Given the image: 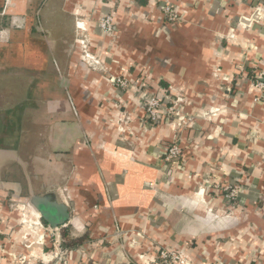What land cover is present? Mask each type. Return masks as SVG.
<instances>
[{
	"label": "crops",
	"instance_id": "crops-1",
	"mask_svg": "<svg viewBox=\"0 0 264 264\" xmlns=\"http://www.w3.org/2000/svg\"><path fill=\"white\" fill-rule=\"evenodd\" d=\"M261 78L264 0H0V264H264ZM47 194L82 244L42 226Z\"/></svg>",
	"mask_w": 264,
	"mask_h": 264
},
{
	"label": "built area",
	"instance_id": "built-area-1",
	"mask_svg": "<svg viewBox=\"0 0 264 264\" xmlns=\"http://www.w3.org/2000/svg\"><path fill=\"white\" fill-rule=\"evenodd\" d=\"M164 14L172 22L177 20L176 14L173 8L168 5L164 8ZM100 25L107 35L114 34V17L112 14L103 16L100 20ZM257 85L264 89V78H261L260 81H257ZM181 107L173 102V105L169 106L165 101L158 97H150L146 99V116L148 123L151 125H159L170 122L172 119L177 117L178 120H181ZM182 143L179 139L171 141L164 149V160L170 164H178L182 156ZM229 190L228 197L230 199H235L239 192L238 187H227ZM40 215V214H39ZM41 217V215H40ZM41 223V222H40ZM56 231H58L56 229ZM54 236L59 237L58 232H53ZM57 233V234H56ZM56 259H60V255H55ZM160 261H157L156 264H190V259L182 252L173 251L172 249H164L160 252L159 255ZM219 264V263H211Z\"/></svg>",
	"mask_w": 264,
	"mask_h": 264
},
{
	"label": "water",
	"instance_id": "water-1",
	"mask_svg": "<svg viewBox=\"0 0 264 264\" xmlns=\"http://www.w3.org/2000/svg\"><path fill=\"white\" fill-rule=\"evenodd\" d=\"M31 204L38 210L41 218L52 228H61L70 219V211L65 203L59 202L52 194L36 195Z\"/></svg>",
	"mask_w": 264,
	"mask_h": 264
},
{
	"label": "trees",
	"instance_id": "trees-1",
	"mask_svg": "<svg viewBox=\"0 0 264 264\" xmlns=\"http://www.w3.org/2000/svg\"><path fill=\"white\" fill-rule=\"evenodd\" d=\"M43 222L47 224L44 220ZM60 230H61V236L63 239V244L65 247H69V248L76 247L82 244L87 238L86 234H83L77 237L73 236L71 227H64V228H61Z\"/></svg>",
	"mask_w": 264,
	"mask_h": 264
},
{
	"label": "rangeland",
	"instance_id": "rangeland-1",
	"mask_svg": "<svg viewBox=\"0 0 264 264\" xmlns=\"http://www.w3.org/2000/svg\"><path fill=\"white\" fill-rule=\"evenodd\" d=\"M30 203V202H29ZM13 204H14V207H17V205H19V201H14L13 202ZM22 207V209H24V207L23 206H21ZM27 213V212H26ZM28 214V213H27ZM29 215H30V212H29ZM41 223H42V226H43V222H42V219H41ZM48 225V224H47Z\"/></svg>",
	"mask_w": 264,
	"mask_h": 264
}]
</instances>
